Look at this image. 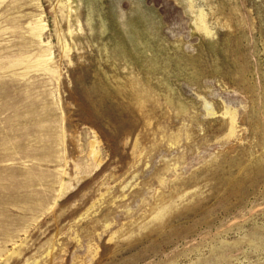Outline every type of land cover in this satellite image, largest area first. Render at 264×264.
<instances>
[{"label":"rangeland","instance_id":"obj_1","mask_svg":"<svg viewBox=\"0 0 264 264\" xmlns=\"http://www.w3.org/2000/svg\"><path fill=\"white\" fill-rule=\"evenodd\" d=\"M0 264H264V0H0Z\"/></svg>","mask_w":264,"mask_h":264}]
</instances>
